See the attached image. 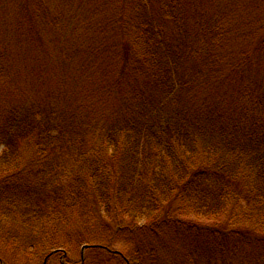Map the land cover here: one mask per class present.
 Here are the masks:
<instances>
[{"label":"trees","instance_id":"trees-1","mask_svg":"<svg viewBox=\"0 0 264 264\" xmlns=\"http://www.w3.org/2000/svg\"><path fill=\"white\" fill-rule=\"evenodd\" d=\"M202 1L0 0V264H48L60 250L35 231L49 218L42 191L53 197L61 187L6 180L25 162L40 165L38 177L52 173L64 155L74 156L71 148L89 146L85 134L75 137L88 133L87 121L72 108L64 79L47 85L50 71L40 66L57 56L53 66L64 76L60 60L73 59L74 48L84 66L106 59L116 84L140 75L150 92L98 141L118 157L110 172L111 162L79 153L78 191L115 207L119 222L186 225V264H264V0L240 11L224 0L195 6ZM33 73L45 95L26 86ZM62 240L68 249L70 238ZM85 245L123 264H167L153 249L145 259L140 250L124 257Z\"/></svg>","mask_w":264,"mask_h":264},{"label":"rangeland","instance_id":"rangeland-1","mask_svg":"<svg viewBox=\"0 0 264 264\" xmlns=\"http://www.w3.org/2000/svg\"><path fill=\"white\" fill-rule=\"evenodd\" d=\"M218 1L222 2V0ZM224 1L222 6L228 9L234 8L238 10L250 4V0H229L228 3H224ZM205 2L206 1L203 0L202 3L195 6L199 9H203V3ZM246 16L250 17V14ZM240 20L241 18L235 21ZM96 44L98 45L97 37ZM79 50L80 48H74V52L71 53L73 59L70 61L66 58L60 60V65H66L58 69L64 71V76L58 75L57 66H53L59 61V57L57 56H55L53 61H50V64L46 62L45 65L48 64L49 67L46 68L44 61L40 63V66H42L43 70L50 71L47 72L45 76L47 85H50V83L54 81L61 83L64 79L66 89L70 91L68 96L72 100V108L79 114L81 120L87 121L85 124L88 127V133H76L75 137H81V134H85L81 138L83 141H87L89 146L86 150H83L80 146L75 147V149L71 148V153L74 156L69 157L64 155L66 159L58 163V166L52 173L47 175L46 172L40 173L38 177L37 172L40 170V165L34 166V164L29 165L25 162L23 165L28 166L26 169L21 168L19 174H16L17 176L11 178V180H6L8 183L15 182L33 185L42 190L45 185L52 186L55 189L61 187L60 190L57 189L59 191L53 197H51L53 192H43L41 190L43 196L48 198L49 201V204H45L44 207L46 215H49L48 219L50 220L46 219L41 231L36 230L35 235L45 240L51 237L54 240L56 239L57 242L59 241L58 249H60L59 251L50 253L44 261L48 264H63V260L65 259L63 250L61 249L63 248L68 254V258L65 260L66 262H64L66 264H80L81 261H84V257V264H101L103 261L108 264H123V262H119L117 257H107L103 254H99L100 252H97L95 249L89 250L87 245L81 246L83 243L90 242L89 246H93L92 248H97L94 247L96 245L102 247L107 246L116 253L123 254L124 257H129L131 253L138 250L141 251L144 257H149L153 249L155 254L162 257L164 261H162V263L177 264L180 257L183 264H186L184 248L180 244L186 236H184V230L188 229L186 225H177L175 223L176 226L173 228L174 223H169L170 225L167 227H165V225L151 227V224L144 225L128 219H121L122 221L119 222L114 220L116 214L115 207L110 205L109 211H107L106 207L100 206L93 196H86L85 189H80L81 192L78 191L76 187L78 184H76V181L79 177H85V173H83L85 170L81 169L83 162L79 159V153L83 150V154L87 156L93 155L99 157L104 163L111 162L110 165H108V170H105L106 172H110V170L114 168L115 161L118 157L114 159L112 156V149H107L102 146L100 148V143L98 141L106 134L109 128L113 127V121L125 114L128 107L131 109L134 104L131 111L133 112V110L136 109V105L140 103L141 99L144 97L143 92L146 97H148L150 93L149 89L145 90L144 87L146 83L140 80L142 79L140 75L136 76L135 80L131 81L130 84H116L115 79L118 75L116 73L110 76V71L112 69H110V71L108 70V61L106 62V59L105 64L97 68H95L94 64H91V67L88 65L84 66L83 62L78 60L79 57L75 56ZM81 55L82 52L80 53V57ZM134 69L131 67L132 72L136 75L137 72ZM116 72L118 71L116 70ZM25 79L26 76L23 83ZM94 82L96 83L94 84ZM26 86H28L30 90L36 89L39 93L45 95L43 86L38 83L35 73H33V75H27ZM137 87L138 90H136ZM139 88H143V90L141 91ZM89 113L91 114V119L87 118L86 120L85 116ZM92 115L94 117H92ZM92 119H94L93 121L96 124L92 123ZM79 141L82 140L80 139ZM3 150V147L0 148V154H2ZM61 198H63V202H60ZM176 205H178V203H176ZM172 207V211L178 208L174 205ZM160 215L162 217L157 219V223L164 220L163 216L166 215L164 210ZM175 218L184 222L190 221L183 220L180 216ZM51 220H53V222H51ZM194 223L198 222L194 221ZM53 224H58L60 228ZM118 224H121V231L120 229L117 230L116 226ZM53 227L55 231L51 232ZM105 237L106 240H103ZM65 238H70V240L66 242V244H68V249L61 245L63 242L62 239ZM55 245L57 246V243H55ZM229 246H232V243ZM102 256H104L105 259H103ZM13 261L14 260L8 261V263ZM16 262L17 264H25L24 262ZM42 263L43 261H37L33 264Z\"/></svg>","mask_w":264,"mask_h":264}]
</instances>
